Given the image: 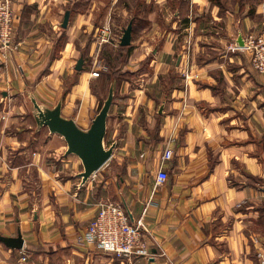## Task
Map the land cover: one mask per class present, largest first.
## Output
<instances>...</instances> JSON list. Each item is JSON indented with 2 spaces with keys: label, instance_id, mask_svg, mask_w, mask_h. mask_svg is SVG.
<instances>
[{
  "label": "crops",
  "instance_id": "0c3cea01",
  "mask_svg": "<svg viewBox=\"0 0 264 264\" xmlns=\"http://www.w3.org/2000/svg\"><path fill=\"white\" fill-rule=\"evenodd\" d=\"M6 1L17 49L7 58L0 53V235L20 234L23 246L0 242V264H257L264 250V75L248 52L231 47L264 31V0H133L132 7L124 0L131 9L154 4L141 12L149 27L137 31L136 15L128 18L127 46L119 45L122 24L109 42L99 41L110 18V9L99 16V0ZM112 67L105 140L116 145L80 185L79 159L64 155V142L50 151L54 133L36 130L28 92L50 106L62 98V113L86 128L102 94L96 83L108 90ZM166 144L173 155L159 184ZM103 199L120 202L132 222L145 208L151 256L115 258L76 243Z\"/></svg>",
  "mask_w": 264,
  "mask_h": 264
},
{
  "label": "built area",
  "instance_id": "2783aa9c",
  "mask_svg": "<svg viewBox=\"0 0 264 264\" xmlns=\"http://www.w3.org/2000/svg\"><path fill=\"white\" fill-rule=\"evenodd\" d=\"M15 15L6 0H0V53L7 58L17 49L14 41ZM112 30L109 24H103L98 32L100 42H109ZM242 46L234 45L231 49L245 50L250 55L252 67L264 75V31L259 34L248 33ZM99 71L93 70L91 76L97 77ZM173 155L169 144L163 148L161 167L156 173V182L162 183L168 178L165 163ZM145 208L134 222L120 202L98 200L97 212L93 222L79 234L75 241L78 244H94L99 250L115 258L132 259L151 256L148 232L144 228ZM257 264H264V250L257 254Z\"/></svg>",
  "mask_w": 264,
  "mask_h": 264
},
{
  "label": "water",
  "instance_id": "95a60500",
  "mask_svg": "<svg viewBox=\"0 0 264 264\" xmlns=\"http://www.w3.org/2000/svg\"><path fill=\"white\" fill-rule=\"evenodd\" d=\"M70 10L64 12L61 27L66 28ZM132 37V20L123 28L122 35L119 39V45L127 46L131 43ZM244 40L240 37L236 40L237 46H242ZM155 51V49H154ZM83 58L80 56L75 64V69H82ZM114 80L110 81L107 95L103 100L101 107L98 109L89 125L84 128L76 123L73 117L65 116L62 113V98L50 106L36 99L34 94L28 92V108L34 118L36 130L46 127L50 133L61 136L66 144L64 155H75L81 164V171L77 174L80 178V185L84 184L94 173H96L111 157L116 142L106 144L107 119L109 116L110 106L114 98ZM163 104L159 106V112L162 111ZM264 192V172L262 176ZM0 242L12 249H20L23 246V240L18 234L15 237H6L0 235Z\"/></svg>",
  "mask_w": 264,
  "mask_h": 264
},
{
  "label": "rangeland",
  "instance_id": "374dc122",
  "mask_svg": "<svg viewBox=\"0 0 264 264\" xmlns=\"http://www.w3.org/2000/svg\"><path fill=\"white\" fill-rule=\"evenodd\" d=\"M100 1V5H99V9H98V14L99 16L101 17L103 12L106 13L107 11H109L110 9V18H109V24L111 26V30H112V36L113 34L115 35V31L116 32H119V29L118 27L119 26H122L127 24L128 22V18H130L132 15H136V20H135V23H136V30L139 31L141 30L142 27L146 28V27H149L150 24H151V21H149L146 17V13H141L143 9L147 11H152V9H154V4L153 3H149L148 7H145L143 6L142 4L140 6H136V8H130V6L126 5V3H122L124 0H115V5H111L112 4V1L113 0H99ZM131 3V7L133 4V0H129ZM135 7V6H134ZM125 14L126 17L122 20V15ZM101 19V18H100ZM101 20H99V23H100ZM103 24V23H102ZM100 23V26L102 25ZM122 24V25H121ZM114 32V33H113ZM138 34V33H137ZM137 34H135V37L137 38ZM95 40H96V37H95ZM107 54H109L111 57H116L118 55L115 56L114 54V51H111L109 52V50L106 51ZM120 58H117V61L119 60ZM113 64H110V66H112ZM97 67V66H96ZM111 69V68H110ZM96 70V69H94ZM99 71V70H97ZM77 81V80H76ZM75 81V83H76ZM70 82V80H69ZM68 82V83H69ZM106 84V83H105ZM93 86V85H92ZM95 86V85H94ZM96 89L102 93L101 96L99 95V98H98V105H97V110L101 107V104L103 102V100L105 99L106 95H107V86L105 85V89L102 87L100 88V84L97 85L96 83ZM115 89V88H114ZM115 91V90H114ZM74 94L75 93H71V97H72V102L69 101L68 103H75V98H74ZM47 134L46 132L45 133H41L40 135V139L43 140V139H47ZM52 137L50 138L51 139V143H50V151L52 152L53 151V147L57 146L58 143L60 142H64L63 141V138L61 136H58L57 134H52L51 135ZM108 143V142H107ZM106 143V144H107ZM65 144V142H64ZM49 147V146H48Z\"/></svg>",
  "mask_w": 264,
  "mask_h": 264
},
{
  "label": "trees",
  "instance_id": "16d2710c",
  "mask_svg": "<svg viewBox=\"0 0 264 264\" xmlns=\"http://www.w3.org/2000/svg\"><path fill=\"white\" fill-rule=\"evenodd\" d=\"M114 68L112 67L110 69V72H108V74L105 76L107 82L110 84V81L113 79L115 81V79L117 78L115 71L113 70Z\"/></svg>",
  "mask_w": 264,
  "mask_h": 264
}]
</instances>
